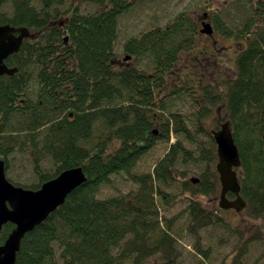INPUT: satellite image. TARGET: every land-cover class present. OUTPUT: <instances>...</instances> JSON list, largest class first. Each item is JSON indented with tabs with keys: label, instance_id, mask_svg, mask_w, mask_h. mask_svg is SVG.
I'll return each mask as SVG.
<instances>
[{
	"label": "trees",
	"instance_id": "1",
	"mask_svg": "<svg viewBox=\"0 0 264 264\" xmlns=\"http://www.w3.org/2000/svg\"><path fill=\"white\" fill-rule=\"evenodd\" d=\"M6 1L0 3V24L25 26L40 35L7 60L18 73L0 78V155L8 158L26 146L36 150L34 170L40 182L24 188L37 190L75 167H82L88 177L26 235L16 264H183L179 238L159 205L173 199L165 187L174 183L175 166L193 163L201 172L197 184L183 183L191 194L185 211L188 232L197 238L218 223L215 210L194 198L215 195L221 186L217 144L203 125L218 105L225 113L217 118L219 129L222 121H229L239 149L249 217L264 225V0H220L208 13L215 39L231 38L238 44L235 69L230 78L222 77L215 87L204 84L193 97L190 90L197 86L191 85L196 82L191 73L168 83L181 56L196 47L202 34L197 14L217 0H196L194 6L204 4L198 11H182L164 26L130 37L123 50L132 64L125 65H117L119 17L138 0H89L96 9L88 13L74 2L66 6L68 0H43L40 9L32 0H13L5 9ZM63 16L68 43L64 30L50 25ZM166 88L170 95H162ZM182 95L200 105L195 118L170 111L168 102ZM21 98L27 101L17 108ZM172 134L178 139L168 154L152 171L137 173L142 157ZM200 136L206 137L203 147ZM183 139L195 145L196 153ZM46 156L57 164L56 172L42 170ZM183 172L186 178L188 172ZM118 177L138 189L101 198L102 189ZM14 228L12 223L4 227L0 244ZM200 247V242L195 245L208 259ZM247 252L222 264H246Z\"/></svg>",
	"mask_w": 264,
	"mask_h": 264
},
{
	"label": "rangeland",
	"instance_id": "2",
	"mask_svg": "<svg viewBox=\"0 0 264 264\" xmlns=\"http://www.w3.org/2000/svg\"><path fill=\"white\" fill-rule=\"evenodd\" d=\"M13 0H7L4 4L5 9H10ZM43 0H32L33 5L40 9ZM75 3L83 13H88L96 9L95 5L89 0H68L66 6ZM196 0H138L136 4L126 10L120 15V34L118 42L116 43V50L118 55L117 65L130 64L131 59H127L123 45L132 36L147 31L151 28L162 27L166 25L171 19L175 18L180 12L192 9L196 12L201 6H194ZM222 1L217 0L213 3V6L204 11L201 10L197 14L201 20V24L204 20L210 21L207 17H204L205 13H209L212 9L216 8ZM196 14V13H195ZM63 16L58 17V20H66ZM40 34V33H39ZM65 37L70 38L67 29H64ZM237 47L234 39L208 37L204 34H200L197 38L196 47L184 53L181 56V60L173 72V77L170 79L168 85L179 82V77H185L183 75L191 73L192 80L191 85L197 86V89L192 88L190 94L192 97L197 93H201L204 84H209L210 87H215L219 80L224 78H230L234 69L237 56ZM123 62V63H122ZM132 64V63H131ZM224 77V78H222ZM186 78V77H185ZM189 84V83H188ZM162 92V95H170L172 92L166 88ZM188 95V96H189ZM190 96V97H191ZM189 97H172L168 102L170 111H181L185 115L195 114L199 112L200 105L196 104ZM169 111V112H170ZM168 112V110H167ZM168 112V113H169ZM224 111L222 107L218 105L213 108L212 114H210L204 121L205 130L218 131L220 127V121L218 117L224 118ZM226 120L222 121V124ZM189 125V122L187 123ZM157 134L159 133L158 127L155 129ZM201 146H204L206 141L205 136H200ZM178 137L175 134L171 135L170 140H158L156 146L142 157L139 166L136 169L137 173L152 171L156 164L163 159L168 152L172 144L177 141ZM183 142L191 150L195 149V145L183 139ZM32 146H26L22 152H15L13 155L5 158L9 168L7 170V177L14 183L20 186H33L39 184L40 180L34 170V160L36 159V150L31 149ZM196 153V151L194 150ZM2 156V155H0ZM1 159V158H0ZM196 164L191 163L188 168L179 162L173 170L175 180L171 186L165 187L167 193L174 195L171 201L165 204L160 203L161 213L163 218H166L168 224L173 227V232L176 237L179 238V248L182 253L183 264H222L223 262H231L233 258L241 253V251H247L245 254L246 264H264V238L261 240L254 239L259 236L264 237V225L262 220H252L249 215L248 209L243 212H237L235 210L223 211L219 207L221 186H219L217 193L210 196H196V200H199L209 209L215 210L214 213L218 216V223L201 230L198 237H192L189 232V214L186 208L190 202L191 194L183 190V183L187 180L199 178L201 166H194ZM43 171L46 173H54L57 171V164L54 163L50 156H46L40 164ZM187 171L186 174L183 171ZM125 177H118L113 180L112 185L105 186L100 194V197L105 199L114 195H120L128 193L132 190H137L138 186L131 181L126 180ZM12 182V183H13ZM230 200L235 198L228 195ZM159 200V199H158ZM217 210V211H216ZM165 223V221H163ZM200 242L203 255L209 253V257L203 258L195 249V245L198 247ZM249 248V249H248ZM205 260V261H204Z\"/></svg>",
	"mask_w": 264,
	"mask_h": 264
},
{
	"label": "water",
	"instance_id": "3",
	"mask_svg": "<svg viewBox=\"0 0 264 264\" xmlns=\"http://www.w3.org/2000/svg\"><path fill=\"white\" fill-rule=\"evenodd\" d=\"M201 32L213 36V25L204 22ZM28 37H32V34L26 27L16 28L0 24V78L6 75L13 76L18 72V68H10L6 60L20 51L25 38ZM212 134L217 144L219 161L216 170L222 186L220 208L242 212L247 208V202L241 194L242 187L238 174L242 161L230 122H225L220 130L213 131ZM87 181L88 177L84 169L75 167L63 171L37 190L27 189L9 181L5 162L1 160L0 236L7 224L12 223L15 228L5 243L0 245V264H16L17 255L26 235L44 223L52 213L66 203L76 189ZM192 181L199 182L198 179ZM229 193L234 194L236 199L229 200Z\"/></svg>",
	"mask_w": 264,
	"mask_h": 264
},
{
	"label": "flooded vegetation",
	"instance_id": "4",
	"mask_svg": "<svg viewBox=\"0 0 264 264\" xmlns=\"http://www.w3.org/2000/svg\"><path fill=\"white\" fill-rule=\"evenodd\" d=\"M1 1H2V0H1ZM1 1H0V3H1ZM62 21H63V22H61V23L58 22V21H55V22H52L50 25H51V26H59L62 30H64V29H65V26H66V22H67V20H66V21L62 20ZM39 33H40V32H33V31H32V34H33L32 37L25 38V40H24V44H25L26 41L34 42V41L39 37V35H40ZM64 38H65V43H68V42H66V41H68V40L66 39L67 37L64 36ZM24 44H23V45H24ZM10 68H15V67H10ZM18 71H19V69H18ZM17 73H18V72H17ZM17 73H16V74H17ZM16 74H15V75H16ZM15 75H13V76H15ZM13 76H11V77H13ZM26 101H27L26 99H22V98L19 99V103L16 105V107H17V108H23V107H24L23 105L26 103ZM3 129H4L3 127H0V133H3V132H2ZM8 129H9V128H8ZM0 158H1L0 161L3 160V161L5 162V166H6V168H7V165H6L7 162H6L5 158L3 157V155L0 156Z\"/></svg>",
	"mask_w": 264,
	"mask_h": 264
}]
</instances>
